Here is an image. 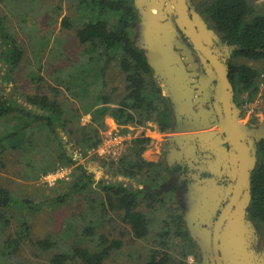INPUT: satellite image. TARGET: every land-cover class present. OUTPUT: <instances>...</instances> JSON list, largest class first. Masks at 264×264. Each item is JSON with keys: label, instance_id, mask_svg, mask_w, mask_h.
Wrapping results in <instances>:
<instances>
[{"label": "trees", "instance_id": "obj_1", "mask_svg": "<svg viewBox=\"0 0 264 264\" xmlns=\"http://www.w3.org/2000/svg\"><path fill=\"white\" fill-rule=\"evenodd\" d=\"M135 2L76 0L78 12L64 16L60 26L74 31L82 49L77 58L65 57L58 44L51 52L53 60L44 66L46 76L41 75V70L29 76L33 93H16L14 98L0 96V155L9 149L18 151L16 162L22 166L19 176L35 180L57 167L70 168L66 180L57 182L59 192L51 198L19 197L0 184V234L15 224L12 234L0 236V264H13L14 256L24 246L37 256L51 253L47 264H106L122 245L112 238L109 230L112 221L117 219L128 226L132 241L149 239L152 222L139 209L142 204L156 217L158 226L144 264H189L186 262L189 255L195 259L193 264L202 261L185 227L181 208L170 192L157 190L170 170L143 158L152 141L150 137L139 134L117 161H103L105 174L122 177L127 182H99L83 161L87 151L102 142L101 134L107 129L105 116L125 128L152 122L160 133H166L173 127L171 110L161 87L144 52L133 40L132 28L139 22ZM194 5L222 43L238 47L233 50V57L264 62V15H252L246 0H202ZM0 51L8 66L0 76L3 92V83L10 84V74L20 64L23 52L1 16ZM110 68L118 70L121 86H110ZM260 73V69L245 63L229 64L228 76L238 104L256 96ZM85 115L90 119L82 124ZM125 128L120 130L122 134L128 133ZM60 133L80 156L78 159L64 149ZM256 152V166L250 174L247 219L258 225L264 222V140L257 143ZM76 197L82 201L77 203ZM75 203L80 210L71 213L66 225L76 232H65L68 240L58 238L57 234L33 236L30 216L73 207Z\"/></svg>", "mask_w": 264, "mask_h": 264}, {"label": "water", "instance_id": "obj_2", "mask_svg": "<svg viewBox=\"0 0 264 264\" xmlns=\"http://www.w3.org/2000/svg\"><path fill=\"white\" fill-rule=\"evenodd\" d=\"M135 4L139 7L138 31L142 32L136 46L144 52L154 79L162 85L177 123L191 125L175 127L173 132H194L171 138L175 155L190 164L198 160L197 152L206 154L203 165L195 166L197 173L191 175L193 186L187 192L191 193L192 187L198 192L199 198L192 197L193 202L199 200L198 206L183 212L203 263L264 264L255 229L247 219L250 174L257 162L256 144L264 139V125L248 129L239 121L240 110L233 101L228 76V60L238 47L222 43L188 0H136ZM151 7L156 8L155 14ZM177 30L191 49L179 43ZM200 65L203 73L197 72ZM204 100L210 102L207 109L202 106ZM211 127L220 131L208 130ZM202 171L211 177L201 178Z\"/></svg>", "mask_w": 264, "mask_h": 264}, {"label": "rangeland", "instance_id": "obj_3", "mask_svg": "<svg viewBox=\"0 0 264 264\" xmlns=\"http://www.w3.org/2000/svg\"><path fill=\"white\" fill-rule=\"evenodd\" d=\"M190 5L193 10L199 15L196 11L195 5L200 3L202 0H190ZM250 6V12L252 15L262 14L264 15V0H246ZM136 9H139L136 6ZM78 10L76 6V0H3L0 4V16L5 20V27L8 32L12 33L13 36L16 38L19 47L22 49L23 58L20 64L11 72L10 74V84L6 83V85L2 86L4 91H0V96L4 95L8 98H14L16 93H33L34 87L30 82L29 76L33 74V71H40L41 75L46 76L45 71V64L49 63V61L53 57L51 56V52L53 51L54 47L60 44L62 52L65 54V57H70L72 59H76L78 53L81 49V46L77 43L74 31L73 30H63L60 26V21L64 16L67 14L75 15ZM200 16V15H199ZM140 22V20H139ZM208 26V25H207ZM209 27V26H208ZM210 28V27H209ZM133 30V40L135 42L140 43V35L141 31H138V23L134 26ZM82 50V49H81ZM1 52V51H0ZM53 62V61H52ZM61 63H65V60H62ZM245 63L250 65L256 69H260L261 73L259 76V89L256 96L250 100L246 101V99L238 104L235 100L236 106L240 110V119L239 121L245 125L248 129L257 128L259 125H264V62L262 61H247L244 58L231 55L230 59L228 60V64H242ZM53 64H55L53 62ZM59 64V63H58ZM57 64V65H58ZM8 69V66L4 64L3 59L0 56V76L4 75V71ZM119 72L116 69L110 68L108 71V80L111 84L110 86H121L122 77L119 76ZM160 85V84H159ZM162 95L164 91L162 90V85H160ZM235 93V92H234ZM165 94V93H164ZM165 97V96H163ZM166 102L170 107L172 120L175 123L174 128L179 125L175 118V115L171 108V103L167 97ZM245 98V96L243 97ZM20 104H23L20 99ZM106 117V116H105ZM104 117V123H105ZM90 119L89 115L82 116L81 123L86 124ZM181 124V123H180ZM106 125V123H105ZM107 129L102 132V140L106 138L109 134H106L109 127L106 125ZM155 127V128H153ZM125 127H121L118 129V133H121V129ZM145 128L150 129L152 132L157 131L156 133L151 134V143L148 149L150 151L146 154V158H151L150 156L156 155V159H153V163H157L163 168L167 166L166 161L173 162L178 161L185 163L183 159L178 158L172 151L170 153V158H165V152L161 150V144L165 142L166 137L161 136V133L157 130L156 124L149 122L145 126H129L125 129L128 130V133L124 134L127 138L125 142V148L123 152L118 155L116 159L111 158H103L98 157L93 150L87 151V156L83 161L85 162L86 167L95 174V178L97 181H105L110 182L114 180L127 182V179L122 177L112 178L110 175L105 174L103 171V161L110 162V161H117L122 154L125 152L126 148L130 145L131 140L138 136L139 134H145ZM174 128L170 130L173 136L180 135V134H187V132H173ZM177 128V127H176ZM143 129V130H142ZM212 130H219L218 127H211L209 129ZM169 132V131H168ZM189 134V133H188ZM147 136V135H146ZM43 137V136H42ZM41 137V142H42ZM62 137V138H60ZM149 137V136H148ZM60 140L65 142L63 144L64 149L68 151L69 154L74 155L73 158L78 159L80 156L71 148V145L67 143V138L60 133L59 136ZM153 140H155L153 142ZM264 140V139H263ZM262 141V140H260ZM259 141V142H260ZM258 142V143H259ZM257 147V144H256ZM71 151V152H70ZM18 156V151H14L12 149L7 150L3 155H0V184L8 189H10L14 194L19 197L29 198L32 200H42L46 198H51L52 196L56 195L59 191L57 189V182L60 180L55 181L52 184L47 183L44 180V175H41L38 179L29 180L24 179L23 177L19 176V173L22 169V166L17 164L16 157ZM145 159V157H143ZM146 160V159H145ZM148 161V160H146ZM59 168V167H57ZM56 168V169H57ZM55 169V170H56ZM54 171V170H53ZM52 172V171H50ZM49 173V172H48ZM165 175V174H164ZM173 174L168 172L164 176L163 184H160L157 187V190L160 193L168 194L171 193L170 196L174 198V202L181 208V212L183 213L185 208H190L198 206L200 196L195 192L192 187V192L187 194L190 191L191 183H187L185 185V192H182L177 189L176 187L169 188L170 185L173 184L171 182V178ZM66 180V178H64ZM63 179V180H64ZM62 180V178H61ZM170 181V182H169ZM169 182V183H168ZM166 184V185H165ZM135 187L138 185H134ZM193 186V185H192ZM139 188H143L142 185L138 186ZM169 188V189H168ZM186 195L189 197H186ZM196 196V200L193 202L192 197ZM171 198V197H170ZM76 202L82 201L81 197L75 198ZM75 203L73 207H64L60 209H53V210H45L39 212L35 215L30 216V221L32 224V234L35 238H43L49 234H57L58 238L67 239L64 235L65 232L70 231V225L67 224L69 220V216L71 213L79 211L78 205ZM141 211L147 214L149 220L152 222V231L149 239L146 240H135L132 241L130 239L129 234V227L124 226L116 221H112L113 225L109 227L110 232L112 233V238L118 239L122 242L120 249L114 251L112 255L106 260V264H144L147 260L150 250L153 248L152 240L155 237V233L158 231L157 229V220L153 213L145 208L142 204L139 208ZM156 209V208H154ZM155 211V210H154ZM13 221V220H12ZM252 224V223H251ZM255 229L256 233V246L258 250L264 253V222L257 224H252ZM15 224H10L1 234L2 238H5L7 235L12 234L14 230ZM185 227L188 231L189 237L193 240L190 235L189 228L185 223ZM73 231V230H72ZM76 231H73L75 233ZM64 235V237L62 236ZM72 240V237H71ZM195 242V240H193ZM197 247L199 256L202 261L199 264L203 263V256L200 248L198 247L197 243L195 242ZM35 252H31L27 246H24L22 250L17 252L14 256L13 264H47V259L51 253H44L40 256L34 255ZM186 262L189 264L195 263V259L192 255H189L186 259Z\"/></svg>", "mask_w": 264, "mask_h": 264}, {"label": "flooded vegetation", "instance_id": "obj_4", "mask_svg": "<svg viewBox=\"0 0 264 264\" xmlns=\"http://www.w3.org/2000/svg\"><path fill=\"white\" fill-rule=\"evenodd\" d=\"M190 0H188V3H189V5H190ZM173 20V19H172ZM178 31V40H179V43H181V44H183V45H185L188 49H191V47H190V45H189V43L187 42V40L183 37V35L181 34V32L179 31V30H177ZM195 59H196V57H195ZM197 72L198 73H203L202 72V67H201V65L197 68ZM233 86V85H232ZM233 91H234V88H233ZM235 92V91H234ZM199 97V96H198ZM235 93H234V98H233V101H234V103H235ZM209 105H210V102L209 101H206V100H204V102L202 103V106H203V108H205V109H207V108H209ZM195 109L196 110H198V107L197 106H195ZM203 122H205V121H203ZM208 122H211V120H210V118L208 119ZM198 124H201V122L200 123H198ZM192 125H196V124H194V123H192ZM174 126H175V123L173 122V127L172 128H174ZM191 125H189V124H187V123H181V124H179V125H177L176 127H178V128H187V127H190ZM260 126V125H259ZM258 126V127H259ZM209 130V129H208ZM189 134H192V133H194V132H188ZM172 134V132L170 133V131L169 132H166V133H164L163 134V136H165L166 137V140H165V142H163L162 144H161V150L163 151V152H165V158H170V153H171V151H172V154L174 153L175 154V149L173 148V146H172V141H171V136L173 135H171ZM226 148H228V146H227V144H225L224 145ZM205 153L204 152H197V157H198V160L197 161H193V162H191L190 164H188L187 162H185V163H182V162H178V161H173L172 163L171 162H168V161H166V163H167V167H168V169L170 170V172L173 174V177L171 178L172 180H171V182H173V184L172 185H170V187L169 188H172V187H176L177 189H179L180 191H181V193L182 192H185V185L188 183H191L192 182V180H194L193 178H192V174H194L196 171H195V166H202L203 165V163L206 161L205 160ZM201 162H202V165H201ZM189 165H191V167L189 166ZM197 173V172H196ZM200 177L201 178H205V177H211L210 176V174H208L206 171H202V173L200 174ZM218 181V184H220V185H222V184H225V182L223 183V182H220L219 180H217ZM170 182V181H169ZM168 182V183H169ZM166 185V184H165ZM168 188V189H169Z\"/></svg>", "mask_w": 264, "mask_h": 264}, {"label": "built area", "instance_id": "obj_5", "mask_svg": "<svg viewBox=\"0 0 264 264\" xmlns=\"http://www.w3.org/2000/svg\"><path fill=\"white\" fill-rule=\"evenodd\" d=\"M127 138L124 134L117 132L110 133L106 138L102 140L100 145L95 149L94 153L98 157L116 159L120 155L124 148ZM70 173V168L68 167H59L56 170L47 173L44 175V180L52 184L57 180L66 178Z\"/></svg>", "mask_w": 264, "mask_h": 264}, {"label": "crops", "instance_id": "obj_6", "mask_svg": "<svg viewBox=\"0 0 264 264\" xmlns=\"http://www.w3.org/2000/svg\"><path fill=\"white\" fill-rule=\"evenodd\" d=\"M105 123L106 125L109 127L108 131L106 134H109V133H114V132H117L119 128H121V126H119L118 124L115 123L114 119L110 116H106L105 117ZM129 127V126H128ZM155 128V127H153ZM143 130V129H142ZM157 131H151L150 129L148 128H145V134L149 137H151L153 133H156ZM158 133V132H157ZM164 133H161V136L163 135ZM155 140H153L154 142ZM150 151V149H147L144 153H143V157H145L146 160L148 161H153V159H156V155H153L151 154L152 156H150L151 158H146V154Z\"/></svg>", "mask_w": 264, "mask_h": 264}, {"label": "bare ground", "instance_id": "obj_7", "mask_svg": "<svg viewBox=\"0 0 264 264\" xmlns=\"http://www.w3.org/2000/svg\"><path fill=\"white\" fill-rule=\"evenodd\" d=\"M150 11L153 13V14H155L156 12H157V10H156V8H154V7H151L150 8ZM183 134V133H182ZM187 134H188V132H187ZM71 152V151H70Z\"/></svg>", "mask_w": 264, "mask_h": 264}]
</instances>
